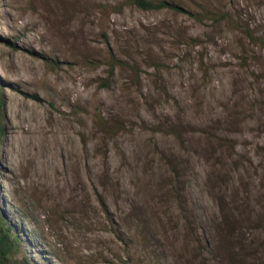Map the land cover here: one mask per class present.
<instances>
[{
	"label": "rangeland",
	"instance_id": "rangeland-1",
	"mask_svg": "<svg viewBox=\"0 0 264 264\" xmlns=\"http://www.w3.org/2000/svg\"><path fill=\"white\" fill-rule=\"evenodd\" d=\"M155 1L0 0L12 264H264V0Z\"/></svg>",
	"mask_w": 264,
	"mask_h": 264
},
{
	"label": "trees",
	"instance_id": "trees-1",
	"mask_svg": "<svg viewBox=\"0 0 264 264\" xmlns=\"http://www.w3.org/2000/svg\"><path fill=\"white\" fill-rule=\"evenodd\" d=\"M129 2L145 11H159L166 8L179 10L177 6L168 3L166 1L129 0ZM193 17H195L197 20L202 19L200 16H197L195 14H193ZM3 120H4L3 100H2V96H0V140L5 134ZM19 248L20 247H19L18 236L13 232V228L5 226L0 214V264H12L13 257L18 252ZM17 264H28V263L26 261L24 262L22 261V262H18Z\"/></svg>",
	"mask_w": 264,
	"mask_h": 264
}]
</instances>
